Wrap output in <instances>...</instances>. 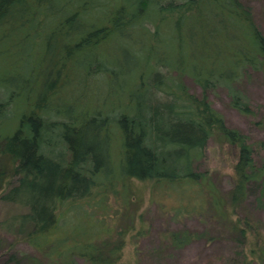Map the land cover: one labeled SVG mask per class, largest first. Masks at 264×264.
Wrapping results in <instances>:
<instances>
[{
	"label": "trees",
	"instance_id": "obj_1",
	"mask_svg": "<svg viewBox=\"0 0 264 264\" xmlns=\"http://www.w3.org/2000/svg\"><path fill=\"white\" fill-rule=\"evenodd\" d=\"M261 17L245 0H0V201L19 210L0 220L14 237L4 264H139L122 261V238L63 230L69 215L86 224L78 206L114 178L202 183L212 138L231 152V187L208 190L200 213L259 246L245 210L252 191L263 205L264 163L209 94L253 113L241 85L264 75ZM200 235L168 231L156 254ZM249 253L232 264H253Z\"/></svg>",
	"mask_w": 264,
	"mask_h": 264
},
{
	"label": "rangeland",
	"instance_id": "obj_2",
	"mask_svg": "<svg viewBox=\"0 0 264 264\" xmlns=\"http://www.w3.org/2000/svg\"><path fill=\"white\" fill-rule=\"evenodd\" d=\"M245 1L256 14L262 16L260 21L264 28V0ZM3 62L0 56V73L4 69ZM184 82L191 92L199 93V88L191 80L185 78ZM241 89L252 107L253 113L250 115H243L231 107L228 95L221 88L211 92L209 100L228 126L248 136L254 148L255 163L261 165L264 163V75H253L241 85ZM222 150L215 138L208 141L204 154L196 163L199 171L207 172L202 183L152 185L131 180L123 185L118 179H112V185L107 183L106 187L95 190L90 198L78 206L83 214L90 217L86 219L87 223L82 224L81 217V223H76L77 216L70 214L68 218L73 223L65 224L63 230L71 231L80 225V229L90 230L93 236L99 233L103 235L101 240L122 238L124 262H133L138 258L139 264H232L240 260L241 251L251 257L249 251L255 248L257 254L253 257V264H264L258 251L264 250V190L262 207L256 206L258 192L252 191L247 201L248 209L245 210L249 218L257 222L261 237L259 246H255L253 237L241 242L235 234L223 228L219 219H210L200 213L201 206L206 207L205 195L208 190L215 189L223 194L231 187L232 155L230 151ZM16 211L19 210L13 205L0 201V220ZM171 230H189L201 235L179 250L165 249L166 252L156 254L158 248L166 243L164 235ZM0 240V264H4L6 256L2 253L3 247L14 237L0 231ZM16 247L27 254H35L33 248L23 240L16 243Z\"/></svg>",
	"mask_w": 264,
	"mask_h": 264
}]
</instances>
